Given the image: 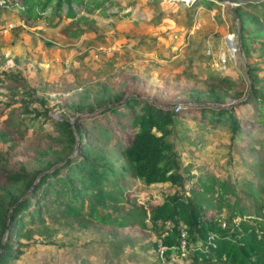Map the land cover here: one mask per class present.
Segmentation results:
<instances>
[{
	"label": "trees",
	"instance_id": "16d2710c",
	"mask_svg": "<svg viewBox=\"0 0 264 264\" xmlns=\"http://www.w3.org/2000/svg\"><path fill=\"white\" fill-rule=\"evenodd\" d=\"M111 1L0 0V26L13 14L27 21L43 19L48 13L78 23L86 21L81 12L103 13ZM210 4L216 5L193 0L186 7L187 17L197 6ZM236 14L240 44L245 31L264 39V0L237 6ZM62 33L77 38L83 30L65 28ZM246 73L247 90H231L227 76L209 77L213 86L206 93L208 102L196 98L178 112L167 103L124 91L82 101L72 123L63 115L47 116L44 109L35 113L50 120L53 127L51 142L38 156L35 153L36 159L43 156L44 164L11 168L0 154V264H10L19 256L21 240L33 239L37 230L46 233L47 221L74 224L80 230L94 226L129 233L132 229L149 231L153 239L140 248L155 252V262L149 264L168 261L172 254L183 256L189 264H264V196L258 187L252 179L231 182L201 168L192 174L193 164H183L179 157L181 143L174 133V123L181 119L227 127L231 138L248 135V126L264 123V85L257 84L260 77L248 65ZM222 86H226L223 91ZM231 95L243 99L227 107L225 97ZM240 105L250 111L239 112ZM252 129L256 133L257 127ZM241 138L245 141L240 136L234 148L238 155L249 150ZM251 160L244 158V163L249 165ZM125 177L145 187L166 183L173 190L163 192L156 204L140 202L125 188ZM243 199L251 201V213L239 204ZM117 242V238L105 237L101 244L108 249ZM110 253L113 257L116 251ZM113 259H104L102 264H114Z\"/></svg>",
	"mask_w": 264,
	"mask_h": 264
},
{
	"label": "rangeland",
	"instance_id": "374dc122",
	"mask_svg": "<svg viewBox=\"0 0 264 264\" xmlns=\"http://www.w3.org/2000/svg\"><path fill=\"white\" fill-rule=\"evenodd\" d=\"M192 1L135 0L130 5V0H112L103 13L81 12L86 21L78 23L48 13L43 19L27 21L14 14L6 17L4 26H0V154L5 163L27 169L44 164L43 156L36 159V155L51 142L53 127L43 115L34 116L43 109L52 118L63 115L71 120L75 108L94 95L132 91L182 110L196 98L208 102L206 93L213 86L209 77L227 76L231 90H247V65L260 77L257 84L264 85V39L245 31L240 44L238 22L229 17L228 5L197 6L189 19L186 7ZM77 27L83 30L77 38L62 33L65 28ZM227 34L234 36L236 51L226 67L217 70L213 61L227 54L229 40L232 44ZM235 98L225 97V106L243 99ZM238 111L250 109L240 105ZM256 127L255 133L251 128ZM246 130L248 135L231 138L227 127L189 119L174 123V133L181 143L179 157L183 164H193L192 174L201 168L231 182L249 178L264 196V123ZM240 136L245 138L240 140L249 149L247 154L241 151L238 155L234 150ZM250 154L254 159L248 165L244 158L250 162ZM124 180L127 191L140 202L156 204L163 192L173 190L166 183L145 187L129 177ZM250 202L239 201L246 206L245 213L253 211ZM47 224L46 233L37 230L33 239L21 240L22 252L10 264H102L107 258H114V264L155 262L153 250L140 249L153 239L149 231L130 229L129 233L94 226L80 230L59 221ZM105 237L117 238V245L103 247ZM112 250L116 251L113 257ZM156 264L189 263L183 256L172 254L168 261Z\"/></svg>",
	"mask_w": 264,
	"mask_h": 264
},
{
	"label": "built area",
	"instance_id": "2783aa9c",
	"mask_svg": "<svg viewBox=\"0 0 264 264\" xmlns=\"http://www.w3.org/2000/svg\"><path fill=\"white\" fill-rule=\"evenodd\" d=\"M171 1H177V0H171ZM230 34H227V36H229ZM231 36V39H232V44H231V49H229V47L227 46L228 48V51H227V54H220L217 59L215 61H213V66L215 69L217 70H223L225 67H226V64L228 63L229 61V58L233 56L234 52L236 51V46H235V43L233 41L234 39V36L233 35H230ZM226 37H225V41H226ZM227 45V43H226ZM206 54H209V51H206ZM171 109L174 111V112H178L179 111V106L178 105H175L174 107L172 106ZM184 236V232L181 231V237ZM181 247L184 246V240L182 239L181 240ZM159 249L161 250L162 248L159 247Z\"/></svg>",
	"mask_w": 264,
	"mask_h": 264
},
{
	"label": "water",
	"instance_id": "95a60500",
	"mask_svg": "<svg viewBox=\"0 0 264 264\" xmlns=\"http://www.w3.org/2000/svg\"><path fill=\"white\" fill-rule=\"evenodd\" d=\"M211 2H214L216 4H221V5H228V13H229V17L231 18V20H236L237 14H236V7L240 6V5H244V4H255V3H259L262 0H209ZM239 34V33H238ZM238 34H237V39H238ZM169 109H171V107H168ZM73 122V118L70 120V123Z\"/></svg>",
	"mask_w": 264,
	"mask_h": 264
},
{
	"label": "crops",
	"instance_id": "0c3cea01",
	"mask_svg": "<svg viewBox=\"0 0 264 264\" xmlns=\"http://www.w3.org/2000/svg\"><path fill=\"white\" fill-rule=\"evenodd\" d=\"M163 1H165V0H163ZM12 17H13V16H12ZM12 17L10 18L11 20H13V18L16 17V16H14L13 18H12ZM3 26H4V25H3ZM158 184H159V183H158ZM152 185H155V184H152ZM149 186H150V185H149Z\"/></svg>",
	"mask_w": 264,
	"mask_h": 264
},
{
	"label": "bare ground",
	"instance_id": "6f19581e",
	"mask_svg": "<svg viewBox=\"0 0 264 264\" xmlns=\"http://www.w3.org/2000/svg\"><path fill=\"white\" fill-rule=\"evenodd\" d=\"M213 3H214V2H213ZM228 38H229V37H228ZM229 42H230V46H229V49H231V47H232V46H231V40H229Z\"/></svg>",
	"mask_w": 264,
	"mask_h": 264
}]
</instances>
